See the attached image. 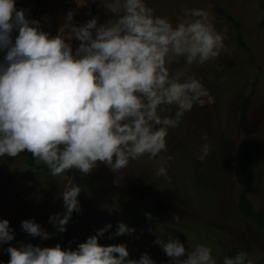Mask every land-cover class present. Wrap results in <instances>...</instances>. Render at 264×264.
<instances>
[{
    "label": "clouds",
    "instance_id": "clouds-1",
    "mask_svg": "<svg viewBox=\"0 0 264 264\" xmlns=\"http://www.w3.org/2000/svg\"><path fill=\"white\" fill-rule=\"evenodd\" d=\"M88 4L76 0L77 8ZM98 6L108 17L105 22L92 15L77 24L69 10L53 35L41 20L29 19L28 10L18 9L16 0H0V158L30 153L52 177L72 169L88 175L104 165L118 184V174L130 161L166 152L169 130L194 106H205L209 93L187 68L215 60L224 47L208 11L185 9L187 18L173 25L155 15L146 0H99ZM181 61L184 66L173 70ZM202 139L207 141V135ZM209 153L204 144L196 159L204 162ZM155 176L169 180L167 166L157 168ZM81 191L69 181L60 192L64 211L49 217L59 233L80 212ZM172 220L179 223L181 217L174 214ZM112 228L106 224L75 249L59 243L15 247L9 220L0 219V246L9 245L7 264H155L148 253L129 258L126 244L99 243ZM21 230L33 238H51L33 219L22 220ZM135 231L117 222L107 238ZM154 243L171 264H217L206 244L186 249L171 234L167 239L156 234ZM246 259L241 251L223 264H245Z\"/></svg>",
    "mask_w": 264,
    "mask_h": 264
},
{
    "label": "rangeland",
    "instance_id": "rangeland-1",
    "mask_svg": "<svg viewBox=\"0 0 264 264\" xmlns=\"http://www.w3.org/2000/svg\"><path fill=\"white\" fill-rule=\"evenodd\" d=\"M146 3L155 15L167 17L173 25L187 18L185 9H204L209 12L216 31L224 37V47L215 60L187 68L209 93L205 106H194L177 128L169 130L166 152L154 158L146 155L130 161L127 169L118 174V184L114 183L117 175L104 165L88 175L72 169L69 175L59 178L28 164L30 153L0 158V219L9 220L15 232L10 244L54 247L59 243L62 249H75L108 223L113 225L109 234L114 233L115 213L119 208L120 214L128 212L119 221L136 231L113 239L104 237L99 243L126 244L129 258L139 259L148 253L152 259L158 256L156 263L171 264L170 258L154 243L156 234L163 239L171 234L186 249L197 244L210 246L217 264H221L217 239L228 245H231L230 238L236 245L243 243L249 258L255 262L264 260V237L237 210L242 192L257 209L264 210V0H146ZM216 4L240 23L245 48L237 44V30L232 22L213 8ZM98 5L99 0L95 4L89 0L87 6L79 8L76 0H16L18 9L28 10V18L41 20L44 30L53 35L69 10L75 12L77 24L86 22L92 15H98L100 22H105L108 17ZM183 66L181 61L172 69ZM205 134L207 141L202 139ZM243 137L250 145L249 170L253 175L252 185L247 188L241 182L236 153L237 143ZM204 144H208L210 153L200 162L196 155ZM161 165L167 166L169 180L155 176V170ZM73 173L83 177V182L78 184L82 189L78 197L81 210L73 213L67 231L59 233L49 223V217L63 213L60 192L72 182ZM17 192L25 201V210H14ZM23 214H31V219L51 233V238L42 240L23 232L17 222ZM174 214L180 215L179 223L172 220ZM106 217H110V222L104 221ZM127 219H132V223H127ZM27 237L32 241L25 240ZM8 246L4 244L0 248V264H7L9 260L5 251Z\"/></svg>",
    "mask_w": 264,
    "mask_h": 264
},
{
    "label": "trees",
    "instance_id": "trees-1",
    "mask_svg": "<svg viewBox=\"0 0 264 264\" xmlns=\"http://www.w3.org/2000/svg\"><path fill=\"white\" fill-rule=\"evenodd\" d=\"M213 8H215V10L217 11V13H219L220 15L225 16L229 21L232 22L234 28L237 30V35H236V39H237V44L240 45L242 48L246 47V44H244L243 40H242V35L239 32V28H240V23L238 21H236L228 12H226L223 7L219 4H216ZM242 105H243V101H241L239 103L238 109L241 110L242 109ZM250 145L248 143V139L243 137L242 139H240L237 143V159H238V169H239V173H240V178H241V182L243 183L244 187H250L252 185L253 182V175L251 173V171L249 170V164H250V160H251V153H250ZM27 163L34 165L38 168L43 169V171L45 172H49V170L47 169V167L43 164H36L34 163V159L32 158L31 154H29V156L27 157ZM66 175H69V172L66 173ZM61 178V177H59ZM83 177L81 174L78 173H73L72 176V182L75 184H79L82 183L83 181ZM86 189V188H85ZM14 198L16 199L15 204V211H22L25 210L24 208V203L25 201L22 200L21 195H19V193L17 192L16 194H14ZM18 197V198H17ZM82 197V196H80ZM79 200L81 201V199L79 198ZM120 203V201L118 202ZM119 208L116 209V213H115V226L117 225V222H121L119 220H124L125 218V213H128L127 211L123 213H118ZM237 210L240 213V216L242 217V219H244L245 221H247L248 223L251 224V226H254L257 230V234L260 237H264V210L263 209H257L255 207V205L253 204V202L251 201V199L249 198V196H247V194L245 192L240 193L239 195V201L237 203ZM10 211H8V214L11 215L9 213ZM118 213V214H117ZM31 214H29V216H25L23 214V216L21 218H19V220L17 222H19L20 224V228H21V221L22 220H26V219H31L32 217L30 216ZM134 215V214H133ZM132 215V216H133ZM104 221L106 222H110V217H106L104 219ZM127 223H132V219H127L125 220ZM109 233L105 234V237H108ZM25 240H28L29 242L32 241L31 238L27 237ZM217 245L221 247V264H223V259L225 257H234L237 254H239L241 251L246 252L247 253V259L245 261V264H248L249 261H251V264H264V260H260V261H253L251 258H249V252L246 251L244 244L243 243H238L237 245L234 243V241L230 238L229 242L231 245H228L227 243L223 242L221 239H217L216 240ZM3 246V245H2ZM0 246V248L2 247ZM155 261V264H162L160 263H156V260H158V256L156 257V259H153Z\"/></svg>",
    "mask_w": 264,
    "mask_h": 264
}]
</instances>
